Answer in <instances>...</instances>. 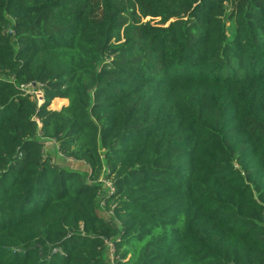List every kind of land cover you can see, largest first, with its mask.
I'll return each mask as SVG.
<instances>
[{"label":"trees","instance_id":"1","mask_svg":"<svg viewBox=\"0 0 264 264\" xmlns=\"http://www.w3.org/2000/svg\"><path fill=\"white\" fill-rule=\"evenodd\" d=\"M0 264H264V0H0Z\"/></svg>","mask_w":264,"mask_h":264},{"label":"built area","instance_id":"2","mask_svg":"<svg viewBox=\"0 0 264 264\" xmlns=\"http://www.w3.org/2000/svg\"><path fill=\"white\" fill-rule=\"evenodd\" d=\"M7 31L14 33V31L12 29H7ZM19 87L22 89L23 93L31 95V97L37 101V104L39 107L42 105V103L44 102L43 89L41 87H39V85L36 82L21 83L19 85ZM37 121L41 125V121L39 118H37ZM61 156L64 157V155H61ZM65 157H67V156H65ZM67 160L69 162H72V163L78 162L73 157H67ZM99 181H103V183L106 184V187H108V193H107L108 195H111L115 192V186L110 179H108L105 176H102L99 179ZM101 205L103 207L106 205V197H104V195H103V198L101 200ZM114 206L115 205H113V207ZM113 207L109 210L110 213H113Z\"/></svg>","mask_w":264,"mask_h":264},{"label":"rangeland","instance_id":"3","mask_svg":"<svg viewBox=\"0 0 264 264\" xmlns=\"http://www.w3.org/2000/svg\"><path fill=\"white\" fill-rule=\"evenodd\" d=\"M59 99H64V98H56L55 100L52 101V103L50 104L49 107L51 109H60L61 107L65 106L69 103L68 99H64V100H59ZM54 161H57L60 165L67 166L69 168H74V169L81 168V170L88 169V167H84L83 165L81 166L80 163H78V162H76V163L69 162L67 160V157H65V156L62 157L60 154H57L54 157Z\"/></svg>","mask_w":264,"mask_h":264},{"label":"crops","instance_id":"4","mask_svg":"<svg viewBox=\"0 0 264 264\" xmlns=\"http://www.w3.org/2000/svg\"><path fill=\"white\" fill-rule=\"evenodd\" d=\"M65 99V98H64Z\"/></svg>","mask_w":264,"mask_h":264}]
</instances>
